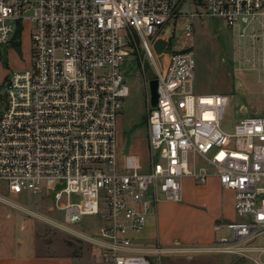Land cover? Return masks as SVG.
Wrapping results in <instances>:
<instances>
[{
    "label": "built area",
    "instance_id": "obj_1",
    "mask_svg": "<svg viewBox=\"0 0 264 264\" xmlns=\"http://www.w3.org/2000/svg\"><path fill=\"white\" fill-rule=\"evenodd\" d=\"M192 5L203 11L183 12ZM197 17L254 41L247 28L259 22L264 30V0H0V55L15 44L19 23L29 29L32 55L0 95V184L10 194L45 191L68 225L101 216L94 236L70 234L98 247L106 264H153L162 250L140 246L132 234L147 227L161 200L183 201L184 177L204 184L216 176L234 193L238 220H221L216 234L230 231L237 242L264 233V115L226 132L229 96L196 94L195 53L181 42L194 37ZM131 54L154 70L146 81V169L137 155L120 167L117 157V118L130 95L121 67ZM199 161L214 173L198 169Z\"/></svg>",
    "mask_w": 264,
    "mask_h": 264
},
{
    "label": "rangeland",
    "instance_id": "obj_2",
    "mask_svg": "<svg viewBox=\"0 0 264 264\" xmlns=\"http://www.w3.org/2000/svg\"><path fill=\"white\" fill-rule=\"evenodd\" d=\"M196 10L203 11L192 5L186 6L183 12L191 14ZM193 26L194 37L183 40L181 45L184 43L192 46L195 53L196 94H222L230 98L222 129L232 132L241 120L263 116L264 30L261 23L247 28L248 34H256L254 41L251 37L239 41L236 31L233 32L222 21L209 17L195 18ZM181 35L182 32L177 38H181ZM173 45L177 47L179 44ZM16 48L21 49L22 55L16 52ZM31 63L29 29L24 30L19 23L16 27L15 44L3 50L0 55L1 96L5 95L10 73L26 69ZM121 70L130 87V95L123 100L117 118L119 167L126 155L133 154L139 156L146 169V81L154 78V70L149 61L136 58L134 54L124 59ZM197 168L214 171L202 161L198 162ZM0 197V245L33 244L40 254L73 256L74 264H106L98 247L70 234L73 231L88 237L94 236L104 225L101 216H87L78 223L68 225L66 213L55 208L54 200L45 191L38 194L31 191L10 194L1 183ZM183 197L181 203L161 200L158 205L160 229L153 225L156 213L152 210L147 227L138 234H132V237L138 239L140 246L162 250L160 255L151 256L153 264H258V261L264 259V252L256 250L264 248V233L237 242L232 240L233 234L230 231L215 233L214 226L221 220H238L229 198L224 199V214L221 205H213L214 199L218 203L222 199L219 193L211 192L209 196H202L196 185L190 182L185 183ZM222 238H227L228 242L222 243ZM167 240L168 243H164Z\"/></svg>",
    "mask_w": 264,
    "mask_h": 264
},
{
    "label": "crops",
    "instance_id": "obj_3",
    "mask_svg": "<svg viewBox=\"0 0 264 264\" xmlns=\"http://www.w3.org/2000/svg\"><path fill=\"white\" fill-rule=\"evenodd\" d=\"M213 174V172H209ZM192 182L196 185V189L202 196H209L211 192L219 193L222 199L219 201L214 199L213 205H221L222 213L225 214L226 212V204H225V197L229 198L230 203H233L234 209V193L229 190L222 189L219 179L216 176H211L207 179L206 183L199 184L194 181L191 177H184L182 179V191L184 196V187L185 183ZM218 203V204H217ZM207 206V205H205ZM234 219V218H232ZM231 220V219H229ZM153 225L157 229H160V216H159V208H157L156 218L153 222ZM170 241V240H169ZM164 243H168V240ZM58 258V260H57ZM75 257L70 255H63L57 257L56 255L52 254H40L37 250V246L33 244H26V245H18V246H2L0 245V264H74ZM261 261H264L261 260Z\"/></svg>",
    "mask_w": 264,
    "mask_h": 264
},
{
    "label": "water",
    "instance_id": "obj_4",
    "mask_svg": "<svg viewBox=\"0 0 264 264\" xmlns=\"http://www.w3.org/2000/svg\"><path fill=\"white\" fill-rule=\"evenodd\" d=\"M166 46V43L164 41H159L156 44V51L157 54H161ZM18 52L21 53V50L18 49ZM157 87H158V82L157 80H151L149 83V91L151 95V105L156 106L158 102V93H157Z\"/></svg>",
    "mask_w": 264,
    "mask_h": 264
}]
</instances>
